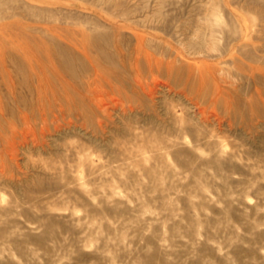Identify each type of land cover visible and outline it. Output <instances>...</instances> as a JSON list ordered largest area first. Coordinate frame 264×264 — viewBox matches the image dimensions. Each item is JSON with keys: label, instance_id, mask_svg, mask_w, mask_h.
<instances>
[{"label": "rangeland", "instance_id": "obj_1", "mask_svg": "<svg viewBox=\"0 0 264 264\" xmlns=\"http://www.w3.org/2000/svg\"><path fill=\"white\" fill-rule=\"evenodd\" d=\"M0 264H264V0H0Z\"/></svg>", "mask_w": 264, "mask_h": 264}, {"label": "bare ground", "instance_id": "obj_2", "mask_svg": "<svg viewBox=\"0 0 264 264\" xmlns=\"http://www.w3.org/2000/svg\"><path fill=\"white\" fill-rule=\"evenodd\" d=\"M126 55V54H125ZM259 56V55H258ZM130 68V67H129Z\"/></svg>", "mask_w": 264, "mask_h": 264}]
</instances>
